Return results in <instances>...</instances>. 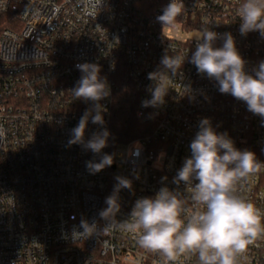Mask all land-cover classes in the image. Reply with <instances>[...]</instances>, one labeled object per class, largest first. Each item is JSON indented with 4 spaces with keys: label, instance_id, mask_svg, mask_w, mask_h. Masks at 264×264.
<instances>
[{
    "label": "built area",
    "instance_id": "obj_1",
    "mask_svg": "<svg viewBox=\"0 0 264 264\" xmlns=\"http://www.w3.org/2000/svg\"><path fill=\"white\" fill-rule=\"evenodd\" d=\"M170 2L0 0V264H165L121 225L138 199L154 198L163 187L191 209L197 181L191 186L174 178L191 157L190 144L204 119L264 163V117L222 94L191 63L207 28L218 34L214 47H222L230 33L245 71L254 75L264 61V36L241 34L237 9L243 0H177L183 7L176 25L164 27L158 17ZM165 54L185 57L183 66L169 73L170 83L162 81L170 87L164 103L144 106L155 87L148 74L161 68ZM83 63L98 65L110 89L99 101L103 125L89 117L84 137L106 129L110 135L101 154L69 145L72 129L95 104L71 93L82 76L76 66ZM124 90L136 95V117L150 131L113 145V108ZM103 154L113 163L93 174L87 162H99ZM117 177L132 186L116 193L115 218L104 219ZM236 194L264 217V167L241 180ZM84 223L92 227L88 233ZM173 264L199 262L186 254ZM236 264H264V234Z\"/></svg>",
    "mask_w": 264,
    "mask_h": 264
},
{
    "label": "clouds",
    "instance_id": "obj_2",
    "mask_svg": "<svg viewBox=\"0 0 264 264\" xmlns=\"http://www.w3.org/2000/svg\"><path fill=\"white\" fill-rule=\"evenodd\" d=\"M183 5L177 0L164 8L158 21L174 27ZM240 32H259L264 36V0H243L237 9ZM218 34L205 28L197 41L191 57L198 72L218 83L222 94H231L246 103L253 114L264 117V61L254 69V75L245 71V60L238 52L234 38L224 34L222 47H214ZM185 57L165 54L161 68L149 73L155 82L152 99L144 106L164 103L170 88L163 80H173L182 68ZM82 73L71 93L74 98L95 102V115L86 111L78 125L72 129L69 145L82 144L87 150L101 154L107 146L109 132L104 129L85 140L89 117L92 123L103 125V107L99 101L110 94L106 80L101 79L100 67L83 63L76 66ZM191 157L186 158L178 170L174 183L184 182L192 186L191 209L177 192L163 187L154 198L144 197L135 202L130 219L121 226L138 235L140 247L160 254L165 264H173L180 256L195 255L199 264H236L237 257L245 253L249 245L264 234V217L250 201L237 195V184L261 171L264 163L255 153L239 150L226 133L218 134L208 119L201 121L200 130L190 144ZM113 157L103 154L99 162L89 161L90 172L98 173L111 166ZM114 194L106 198L108 207L102 211L104 219L115 218L120 206L116 193L121 188H131V181L117 177ZM85 232L92 228L83 224Z\"/></svg>",
    "mask_w": 264,
    "mask_h": 264
},
{
    "label": "trees",
    "instance_id": "obj_3",
    "mask_svg": "<svg viewBox=\"0 0 264 264\" xmlns=\"http://www.w3.org/2000/svg\"><path fill=\"white\" fill-rule=\"evenodd\" d=\"M128 90H124L117 98L112 114V143L130 142L150 131L149 128L136 117L137 100L132 93L128 97Z\"/></svg>",
    "mask_w": 264,
    "mask_h": 264
},
{
    "label": "rangeland",
    "instance_id": "obj_4",
    "mask_svg": "<svg viewBox=\"0 0 264 264\" xmlns=\"http://www.w3.org/2000/svg\"><path fill=\"white\" fill-rule=\"evenodd\" d=\"M196 37L197 36V34L196 33H193V34H191V37Z\"/></svg>",
    "mask_w": 264,
    "mask_h": 264
}]
</instances>
